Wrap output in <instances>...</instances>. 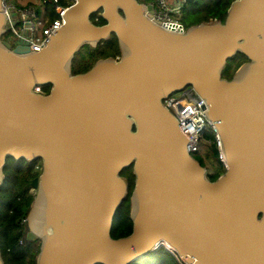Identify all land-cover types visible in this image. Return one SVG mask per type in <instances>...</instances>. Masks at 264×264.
Returning a JSON list of instances; mask_svg holds the SVG:
<instances>
[{
    "label": "water",
    "instance_id": "1",
    "mask_svg": "<svg viewBox=\"0 0 264 264\" xmlns=\"http://www.w3.org/2000/svg\"><path fill=\"white\" fill-rule=\"evenodd\" d=\"M144 11L137 0H76L31 51L5 40L13 19L0 0V187L10 159L41 161L28 215L36 264H132L160 248L185 264H264V0H235L224 23L181 33ZM99 12L105 25L92 21ZM113 34L119 56L72 74L85 46ZM238 54L248 62L224 78ZM188 87L220 139L225 174L214 182L164 105ZM129 167L133 229L115 239Z\"/></svg>",
    "mask_w": 264,
    "mask_h": 264
},
{
    "label": "trees",
    "instance_id": "2",
    "mask_svg": "<svg viewBox=\"0 0 264 264\" xmlns=\"http://www.w3.org/2000/svg\"><path fill=\"white\" fill-rule=\"evenodd\" d=\"M146 4L152 0H137ZM235 0H191L183 5V15L188 28L204 22L218 20L224 23L227 12ZM67 0H60L66 6ZM43 14V12H41ZM182 15V16H183ZM43 16L50 22L56 19L54 8L46 6ZM188 19V22H187ZM92 21L98 26L105 25L101 12L92 16ZM185 27V26H184ZM120 55L117 37L113 34L108 40L100 43L95 49L85 46L75 57L72 65V74H83L89 71L97 61L115 59ZM248 59L238 54L227 63L228 68L237 71ZM226 66V67H227ZM225 71V70H224ZM224 77V72H223ZM225 78V77H224ZM226 79H231L226 78ZM51 87L44 86L43 93L49 94ZM205 137L215 142L216 133L210 130ZM209 159L194 156L195 159L208 170L207 177L214 182L225 174L224 164L216 144L210 147ZM207 167V168H206ZM42 163L40 160L29 163L25 160L10 159L4 170V182L0 187V250L4 264H36L40 252V241H31L26 234V225L23 222L28 218L34 196L30 194L32 181L41 175ZM210 172V174H209ZM122 176L128 182V197L117 211L112 229V237L124 238L132 233L133 223L130 218V198L134 190L135 177L133 168L125 169ZM132 264H180L177 259L165 248H160Z\"/></svg>",
    "mask_w": 264,
    "mask_h": 264
},
{
    "label": "built area",
    "instance_id": "3",
    "mask_svg": "<svg viewBox=\"0 0 264 264\" xmlns=\"http://www.w3.org/2000/svg\"><path fill=\"white\" fill-rule=\"evenodd\" d=\"M12 1L4 0L6 14L8 18L13 19L9 23L13 24L16 29L21 28L24 31L19 37L15 36V39H18L15 40V44L18 45L21 39H25L31 51L41 50L50 42V36L65 24L63 15L76 2V0H68L67 5L64 6L60 4V0H40L38 6L22 9ZM184 3L185 1L181 0L175 3H169L168 0H152L143 5L146 7L145 15L151 17V20L160 23L168 31L181 33L185 31V27L180 20L183 15ZM47 5H52L57 15L52 22L43 16ZM37 13L38 15H36ZM26 24H30V27H26ZM11 32L15 34L14 30H11ZM164 105L175 116L186 137L192 141L188 145L192 155L199 156L201 153L200 144L206 141L209 147L216 144L220 153L221 145L218 136L216 135L215 142L205 137L206 133L214 130V128L205 113L206 103L195 89L188 87L171 95L165 100ZM205 157L204 155L203 158ZM177 261L180 264H185L180 259H177Z\"/></svg>",
    "mask_w": 264,
    "mask_h": 264
},
{
    "label": "rangeland",
    "instance_id": "4",
    "mask_svg": "<svg viewBox=\"0 0 264 264\" xmlns=\"http://www.w3.org/2000/svg\"><path fill=\"white\" fill-rule=\"evenodd\" d=\"M68 1V0H67ZM181 1H184V0H181ZM17 7L19 8H22V9H28L32 6H38V3L40 2V0H13L12 1ZM169 3H175V0H168ZM47 6H51L53 7L52 5H47ZM181 22L183 23V25L185 26V30H188L189 26L187 25L186 23V20L184 19V15L180 18ZM187 22H188V19H187ZM7 35L5 36V40L7 42H9L12 46L15 45V40H18V39H15L16 37H19L21 34H23L24 31H22L21 28H15L13 26V24L11 23H8V26H7ZM11 30H14L15 34H13L11 32ZM16 36V37H15ZM236 73V71L234 72V69H229L228 66L225 68V71H224V77L225 78H232L234 76V74ZM212 146V145H211ZM210 146V147H211ZM200 147H201V153L199 154V157H202L205 155L207 157V159H209L210 155V147L209 145L207 144V141L205 143H201L200 144ZM205 157V158H206ZM207 168V167H206ZM30 194L32 196H35L37 197L38 195V191L37 190H34L33 188L31 189L30 191ZM30 210H31V207H30ZM24 225H26V234L27 236H29V233H30V230H29V225H28V218L23 222Z\"/></svg>",
    "mask_w": 264,
    "mask_h": 264
},
{
    "label": "flooded vegetation",
    "instance_id": "5",
    "mask_svg": "<svg viewBox=\"0 0 264 264\" xmlns=\"http://www.w3.org/2000/svg\"><path fill=\"white\" fill-rule=\"evenodd\" d=\"M184 1L186 2V0H184ZM14 46H17V45L15 44ZM207 172H208V170H207ZM209 174H210V172H209Z\"/></svg>",
    "mask_w": 264,
    "mask_h": 264
},
{
    "label": "crops",
    "instance_id": "6",
    "mask_svg": "<svg viewBox=\"0 0 264 264\" xmlns=\"http://www.w3.org/2000/svg\"><path fill=\"white\" fill-rule=\"evenodd\" d=\"M177 1H180V0H175V2H177Z\"/></svg>",
    "mask_w": 264,
    "mask_h": 264
},
{
    "label": "bare ground",
    "instance_id": "7",
    "mask_svg": "<svg viewBox=\"0 0 264 264\" xmlns=\"http://www.w3.org/2000/svg\"><path fill=\"white\" fill-rule=\"evenodd\" d=\"M38 191V190H37ZM38 194H39V191H38ZM38 196V195H37Z\"/></svg>",
    "mask_w": 264,
    "mask_h": 264
}]
</instances>
